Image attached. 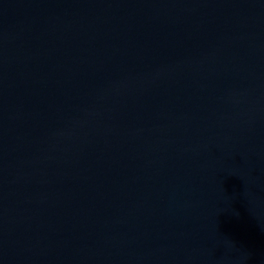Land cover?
<instances>
[{"label": "water", "instance_id": "1", "mask_svg": "<svg viewBox=\"0 0 264 264\" xmlns=\"http://www.w3.org/2000/svg\"><path fill=\"white\" fill-rule=\"evenodd\" d=\"M0 264H264V0H0Z\"/></svg>", "mask_w": 264, "mask_h": 264}]
</instances>
